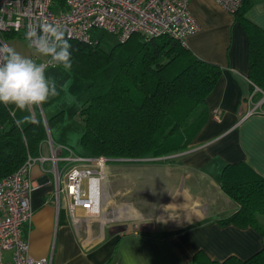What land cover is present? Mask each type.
<instances>
[{"label": "crops", "instance_id": "1", "mask_svg": "<svg viewBox=\"0 0 264 264\" xmlns=\"http://www.w3.org/2000/svg\"><path fill=\"white\" fill-rule=\"evenodd\" d=\"M246 1L244 16L264 31V0ZM188 10L199 29L185 39L184 47L198 59L221 69L216 86L206 99L207 120L187 151L177 154L175 162L145 168L146 179L129 183L145 187L146 199L157 193L165 197L167 206L170 197L172 203H178V211L181 210L179 206L186 204L194 207L197 215L182 219L180 211L179 220L174 221L161 215L162 211H170L167 207L160 211L153 207L149 212H142L137 205L146 203L148 206L145 198L146 202L138 199L144 191L132 194L127 189L129 202L126 205L140 215L119 219L123 223L118 225L130 227L126 221L132 222L131 225L150 223L148 229L134 232L128 228L119 232L117 225H113L106 231L104 226L94 224L98 229L95 235L92 227L80 235L65 211L62 217L61 210L57 213L51 192L52 176L42 173L41 165L36 163L30 170L34 186L29 204L32 217L21 230L32 258H45L50 264H192L197 251L222 262L231 256L246 260L264 247V237L254 228L222 226L217 222L237 210V205L223 194L219 185L223 166L244 162L264 177V92L254 86L248 76V36L235 20L236 14L220 8L214 0H189ZM12 46L21 54L44 62L45 58L35 56L27 42H15ZM80 101L81 97L74 102ZM252 110L256 112L249 114ZM39 111L37 113L35 108L31 113L18 110L13 113L15 120L31 116L24 127L41 119L38 116L41 112L42 120L47 123L43 106ZM49 113V116L55 115L53 109ZM216 113L219 119H215ZM51 138L61 144L58 132ZM107 206L104 203V215ZM153 211L160 214L154 217ZM188 211L191 212L190 208ZM10 254L7 251L4 256L8 258Z\"/></svg>", "mask_w": 264, "mask_h": 264}, {"label": "trees", "instance_id": "2", "mask_svg": "<svg viewBox=\"0 0 264 264\" xmlns=\"http://www.w3.org/2000/svg\"><path fill=\"white\" fill-rule=\"evenodd\" d=\"M247 5L244 0L235 20L248 36L250 82L264 92V31L244 16ZM104 40L101 37L92 48L67 40L72 54L69 71L88 82L87 99L78 114L81 155L154 162L187 151L207 120L206 99L221 75L220 67L164 36L146 42L133 34L108 48L102 46ZM14 110L0 104V180L29 157H38L47 137L42 119L17 127ZM220 172L221 190L237 210L217 222L251 227L264 237V177L244 162L226 164ZM191 261L264 264V247L246 260L231 256L219 262L197 251Z\"/></svg>", "mask_w": 264, "mask_h": 264}, {"label": "built area", "instance_id": "3", "mask_svg": "<svg viewBox=\"0 0 264 264\" xmlns=\"http://www.w3.org/2000/svg\"><path fill=\"white\" fill-rule=\"evenodd\" d=\"M214 1L230 14H236L244 2ZM51 2L0 0V44L7 43V34L26 41L29 24L42 22L59 23L66 40L91 48L101 43L99 31L118 42L138 34L146 42L164 36L184 46L185 39L199 29L188 10L189 0H63L57 14ZM215 119H219L217 113ZM43 122L47 135L43 145L50 151L49 155L29 157L18 170L0 180V264H50L48 259L29 256V245L21 231L32 217L29 204L34 186L30 170L36 163L41 165L42 173L52 176L51 192L57 213L62 208L65 210L77 234L86 233L94 224L103 227L109 222L101 218L102 181L108 180L109 162L126 160L73 153L70 147L52 141L48 125ZM7 251L11 252L8 258L4 256Z\"/></svg>", "mask_w": 264, "mask_h": 264}, {"label": "rangeland", "instance_id": "4", "mask_svg": "<svg viewBox=\"0 0 264 264\" xmlns=\"http://www.w3.org/2000/svg\"><path fill=\"white\" fill-rule=\"evenodd\" d=\"M63 0H52V9L57 14L58 7L60 6V3ZM99 36L103 37L105 40L102 43V46L105 48H108L109 46L115 44L116 39L113 38V36L104 34L103 32H98ZM9 45L12 46V44H15V42H26L22 38L18 36H13L7 41ZM46 75L54 79L57 83L58 92L59 94L55 97L50 98L48 104L45 106L43 105V108L45 110V113L47 116L46 120L49 123V132L50 134L54 135V132H58V134L61 136L60 141L61 144L66 145L72 149L73 153L81 154L82 148L80 146V138L83 132V127L80 122L79 118V110L81 106L83 105L84 101L87 98V85L88 82L86 80L81 79V77H77L74 73L71 71H67L62 68V66L57 65H49V67L46 69ZM81 101L74 102L75 99L80 98ZM55 111V115L49 116V111L52 110ZM40 107H37V113L40 111ZM47 110V111H46ZM42 112L38 115L42 119ZM72 147V148H71ZM50 151L45 148V146L42 148V155H49ZM177 159V155L162 158V159H156L154 162H150V160L147 162H109V170H108V182L104 181L102 184V187L104 185L105 188L102 192V196L104 198V203L107 206L106 208V219L109 222H107V225L104 226L105 230H109V227H112L113 225H118L120 223H123V221H120L124 219L129 218H135L139 216L140 214L137 213L138 211L135 210L133 207L126 205V202L128 200V192H133L132 194H135L134 192L138 190V192H143V196L138 195L139 201L146 202L144 198L146 197V189L145 187H140L138 185L131 184L130 181H136L141 180L146 177V173L144 172L145 168H151L153 166H156L161 163H172L175 162ZM146 179V178H145ZM106 183H108L106 185ZM108 186V188H107ZM133 188L131 191H129V188ZM140 187V189L138 188ZM108 192H107V189ZM120 190V192H117V190ZM128 189V192H127ZM127 194V195H125ZM148 196V195H147ZM142 198V199H141ZM146 199V198H145ZM169 202L167 206H165V197L158 196L157 193L153 194V198L148 197L147 204L142 203L138 204V208L141 209L142 212H149V210H152L153 207L157 208V211H160L163 209V207L166 209V207L170 211H162L161 215L164 216V218H168L170 220H179V215L181 211V218L186 219L189 216H196L197 213L194 210V207H189L188 205H181L179 206L181 208L180 211H178V203L170 201V197L168 198ZM175 199V198H174ZM177 199H175L176 201ZM174 201V200H173ZM126 205V206H125ZM153 205V206H152ZM152 206V207H151ZM187 208V209H186ZM190 208V211L189 210ZM118 210V211H117ZM65 210L61 209V217L64 215ZM154 212V211H153ZM155 216L157 217L160 212H154ZM153 215V214H152ZM104 216V214H103ZM125 223H129L131 225L132 222L126 221ZM96 225H93L92 234L95 235L98 231L96 228Z\"/></svg>", "mask_w": 264, "mask_h": 264}, {"label": "clouds", "instance_id": "5", "mask_svg": "<svg viewBox=\"0 0 264 264\" xmlns=\"http://www.w3.org/2000/svg\"><path fill=\"white\" fill-rule=\"evenodd\" d=\"M25 38L33 54L45 58L44 62L21 54L7 43L0 44V104L31 113L59 94L56 81L46 75V69L53 64L71 70L72 54L59 23L29 24ZM30 120V115H24L15 123L22 127Z\"/></svg>", "mask_w": 264, "mask_h": 264}, {"label": "water", "instance_id": "6", "mask_svg": "<svg viewBox=\"0 0 264 264\" xmlns=\"http://www.w3.org/2000/svg\"><path fill=\"white\" fill-rule=\"evenodd\" d=\"M116 227H118L117 229L119 230V232H124L126 231L128 228L131 231L134 232H139V231H144L146 229H148L150 227V223H143V222H135L132 225H130V227L123 225H117ZM115 227V229H116Z\"/></svg>", "mask_w": 264, "mask_h": 264}, {"label": "bare ground", "instance_id": "7", "mask_svg": "<svg viewBox=\"0 0 264 264\" xmlns=\"http://www.w3.org/2000/svg\"><path fill=\"white\" fill-rule=\"evenodd\" d=\"M103 182H104V181H102V184H103ZM103 188H105L104 185H103V187L101 188L102 192L104 191ZM104 192H105V191H104ZM102 195H103V194H102ZM101 218H102V221H104V218L106 219V215L102 216ZM119 219H121V218H119Z\"/></svg>", "mask_w": 264, "mask_h": 264}]
</instances>
